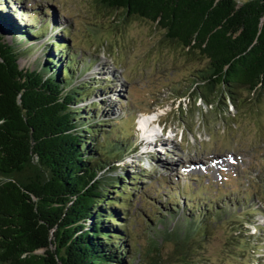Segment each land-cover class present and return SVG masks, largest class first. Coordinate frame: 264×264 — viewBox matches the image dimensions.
<instances>
[{
	"label": "trees",
	"instance_id": "1",
	"mask_svg": "<svg viewBox=\"0 0 264 264\" xmlns=\"http://www.w3.org/2000/svg\"><path fill=\"white\" fill-rule=\"evenodd\" d=\"M98 1L122 11L126 20L153 23L164 31L166 42L206 60L192 71L190 87L172 96L180 98L176 120L186 122L188 109L195 114L199 100L223 119L230 106L243 111L264 99V0ZM4 14L0 12V264H131L123 240L129 233L112 221L128 215L135 189L130 191L124 181L136 184L143 176L112 173V160L123 147L118 140L98 137L96 121L87 117L91 113L85 116L77 106L86 93L80 84L69 87L74 79L71 45L53 40L63 57L54 56L47 45L39 66L21 67L24 52L7 38L23 40L27 31L20 32ZM31 30L37 36L45 31ZM222 214L224 207L216 209L212 201L200 213L188 210L184 229L175 231L173 261L207 263L197 249L207 241L210 223ZM243 223L231 226L226 239L244 252L249 237Z\"/></svg>",
	"mask_w": 264,
	"mask_h": 264
},
{
	"label": "rangeland",
	"instance_id": "2",
	"mask_svg": "<svg viewBox=\"0 0 264 264\" xmlns=\"http://www.w3.org/2000/svg\"><path fill=\"white\" fill-rule=\"evenodd\" d=\"M22 1L21 5L19 0H15L17 4L14 5L29 12L23 16L21 26H38L44 14L48 15L50 24L38 41L26 42L25 39L15 40L8 36L7 41L14 42L24 52L19 60L20 66L35 68L43 62L45 47L51 45L52 36L62 33L61 28H52L56 24L54 22L70 27L71 35L59 42H69L75 54V77L69 87L78 84L85 87L86 96L79 99L77 106L84 107L85 116L87 111H94L87 117L89 121H96L93 124L95 131L99 132L98 137L104 142L110 139L113 143L118 140L122 144L123 151L118 153L120 157L111 163L116 169L111 172L126 171L128 176H143L136 184L133 179L124 181L128 182L130 191L136 189L131 191L130 211L128 215L121 214L117 221H112L129 233L123 240H127L130 247L131 264H150L157 259L162 260L161 264H178L171 258L175 231L184 229L188 210L189 213H192L191 208L199 212L203 205L209 203V200H204V203L200 194L217 199L215 204L224 206L228 213L220 221L210 223L208 239L197 249L198 258L207 262L204 264H264V249L263 255H259L247 243L243 252L240 247L229 246L226 239L231 226L249 219L245 213L249 205L245 204L243 197L252 194L249 202L255 200L261 211L254 215L258 226L254 223L248 226L254 230L257 227V234L262 238L256 236L255 240L264 246V231L259 230L260 225L264 228V99L252 103L243 111L230 106L231 113L223 119L199 100L195 114L188 109L186 122L176 120L178 112L175 108L178 109V106H172L171 96L183 90L177 89L190 87L192 71L204 66L206 60L189 57L182 49L166 42L164 31L153 23L135 18L126 20L122 11L114 12L98 0ZM54 54L59 56L58 50ZM107 85L114 87L111 90L119 95L113 110L108 105L114 104V99L107 97L112 100L106 98L102 101L105 97L101 90ZM185 102L188 103V99ZM119 107L123 110L119 111ZM140 110L168 113L167 119L178 131L176 136L171 133L168 139L167 135L161 138L167 142V148L157 150L159 147H155L152 160L145 159L148 156L141 155L140 151L134 156L133 151L128 150L132 143L135 146L133 150L142 143L134 127L135 117L141 116L135 113ZM202 111L206 113L204 117ZM97 120H102L103 125L100 126ZM119 120H123L122 123H118ZM112 129L114 133L108 131V134H103ZM146 147L144 145L143 149ZM213 152L216 153L209 154ZM216 154L232 155V159L236 157L237 165L231 169L223 167L220 172L222 166L215 169L217 171L207 169L204 173L191 174L186 170L188 165L185 170L178 165L180 157L184 160L183 165L192 164V157H203L206 162L212 163L209 161ZM160 159L175 163V171L171 173L160 163ZM219 194H223V198ZM171 197L177 199L176 204L170 201ZM236 197L241 204L233 206L232 199ZM196 202L197 208L193 206ZM189 204L191 207L187 209ZM230 209L233 214L241 213L240 218L231 217ZM158 217L164 219L159 220ZM232 218L235 223L229 220ZM252 231L250 229L251 234ZM252 254L258 259L251 260Z\"/></svg>",
	"mask_w": 264,
	"mask_h": 264
},
{
	"label": "bare ground",
	"instance_id": "3",
	"mask_svg": "<svg viewBox=\"0 0 264 264\" xmlns=\"http://www.w3.org/2000/svg\"><path fill=\"white\" fill-rule=\"evenodd\" d=\"M151 115V114H149ZM147 115L144 116V121L147 120ZM192 164H193V168H191L192 170H198V171H201V170H204L202 167H200L199 165H197V161L200 163H205L206 160L205 158L203 157H198V158H195V157H192ZM195 160H196V163H195ZM212 163H209L206 164L207 167H212L213 169H219L221 166H225V165H230L231 164V161H230V157L224 155V154H216L213 156V158H211V161ZM160 163L165 167L167 168L168 170H170L171 173H173L176 169L175 167V163L173 162H169V161H164L163 159H160ZM184 163V160L180 157L179 160H178V165L182 164L183 165ZM207 163V162H206ZM177 164V163H176Z\"/></svg>",
	"mask_w": 264,
	"mask_h": 264
}]
</instances>
